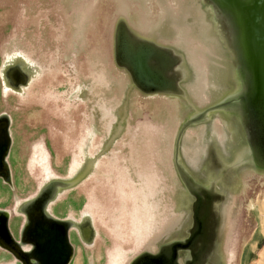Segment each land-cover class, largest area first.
<instances>
[{
	"label": "water",
	"instance_id": "1",
	"mask_svg": "<svg viewBox=\"0 0 264 264\" xmlns=\"http://www.w3.org/2000/svg\"><path fill=\"white\" fill-rule=\"evenodd\" d=\"M103 1L111 5V10L104 12L108 14L106 20L111 18L113 22V58L126 81L117 85L106 75L107 84L97 89L100 114L83 126L73 158L81 151L78 145L85 137L84 160L74 175L42 181L35 194L22 200L10 164L14 143L11 118L0 115V180L12 189L1 187L15 195V210L23 219L20 228L15 226L13 209L0 207V248L9 256L6 263L74 264L79 251L83 264L91 263L90 255L99 237L95 227H99L102 241L112 235L104 234L92 215L97 208L85 211L88 213L77 221L56 215L54 204L60 193L95 172L116 180L109 187L110 209L116 197L122 196L119 186L126 185L120 180L121 174L125 180L132 175L136 186L147 182L148 175L158 191L157 198L167 206V223L148 237L144 248L127 264H230L233 251L227 246L231 210L246 189L247 177L264 178V0ZM82 3L76 22L87 26L89 11L92 14L96 7L87 0ZM80 33L84 38L83 31ZM21 60L20 67L2 75L4 87L23 91L40 73L36 64L31 65L33 61L29 64L24 56ZM193 72L198 75L195 81ZM132 96L148 98L153 120L146 119L144 125L160 129L162 147L156 148L157 168L152 167V158L148 159L149 149L133 146L132 137H128L131 148L111 147L120 134V124L126 120ZM109 107L117 111L114 117L106 118ZM32 115L40 120L42 111ZM173 122L177 127L174 138H170L167 124ZM55 124L62 129V123ZM97 133L101 140L92 145L88 139ZM35 147L42 149V143ZM103 155L109 157L103 159ZM135 162L139 168L133 167ZM110 165L115 174L103 169ZM92 200L90 205L95 207ZM99 206L104 209L103 203ZM114 212L111 217L98 216L109 219L107 223L113 226ZM81 226L89 228L93 238H83ZM73 233L84 244L79 251ZM106 240L111 247V237ZM243 257L244 251L241 263ZM105 258V264H109L107 253L96 263Z\"/></svg>",
	"mask_w": 264,
	"mask_h": 264
},
{
	"label": "rangeland",
	"instance_id": "2",
	"mask_svg": "<svg viewBox=\"0 0 264 264\" xmlns=\"http://www.w3.org/2000/svg\"><path fill=\"white\" fill-rule=\"evenodd\" d=\"M87 1L93 3L96 8L91 11L92 14L88 10L90 21L88 19L89 25L85 26L84 22H76L83 9L84 0H0V115L7 114L11 118L14 143L10 164L14 184L19 188L22 200L35 194L42 181L70 176L71 161L77 149V142L81 134L83 135V126H88L100 114L97 89L107 84L106 75L117 85L126 81L124 72L113 58V22L111 18L106 20L108 14L104 12L107 8L111 10V5L107 1L101 2L102 0ZM71 26L77 33L75 36H72ZM82 31L84 38H81ZM23 56L29 64L33 61L31 65L36 64L40 73L36 75L33 84L23 91L13 86L4 87L1 82L2 75L20 67ZM109 88L107 86L106 89ZM131 100L126 120L120 124V134L111 147L131 148L128 137H132L133 146L136 144L137 148L149 149L151 155L148 159L152 158V167L157 168L155 163L159 159V151L156 148L162 147V135L160 137L158 134L160 129H155L149 124L144 125L146 119L153 120L146 103L148 98L132 96ZM168 105L170 106V103ZM36 110L42 111L40 120L32 115ZM116 111L109 107L106 118L114 117ZM47 115H50V119ZM56 121L62 123L59 124L62 129L56 127ZM39 122L41 126L37 128ZM156 125L163 127L157 121ZM176 127L177 122L167 124L170 138L176 132ZM100 140L101 136L97 133L93 138H89L88 142L93 145ZM40 142L46 150V158L43 157L42 149L35 147ZM163 147L166 148L164 144ZM108 157L103 155V159ZM136 162L132 165L139 168ZM94 169L96 168H93V171ZM103 169L111 170L109 173L115 174L113 165ZM115 181L97 176L95 172L91 175L88 173L76 187L59 194L54 204L55 214L60 217H72L78 221L85 211L97 208L92 215L96 217L102 232L111 234L99 221L98 215L112 216V193L109 187L112 188L111 184ZM246 183L245 191L236 198V204L231 210L232 222L227 246L228 250L233 251L230 264H264V178L252 175L247 177ZM0 184V207L13 209V223L20 228L23 219L16 213L15 195L7 193L1 187L5 186L11 190L12 186L1 180ZM91 193H95L103 202L104 209L97 204L95 207L90 205L92 197L94 198ZM73 242L78 251L84 245L74 237V233ZM82 249L88 254L86 249ZM243 251L244 262L241 263ZM6 260H9V256L0 248V264H14L6 263ZM107 261L106 258L104 261L102 259L99 264H105Z\"/></svg>",
	"mask_w": 264,
	"mask_h": 264
},
{
	"label": "bare ground",
	"instance_id": "3",
	"mask_svg": "<svg viewBox=\"0 0 264 264\" xmlns=\"http://www.w3.org/2000/svg\"><path fill=\"white\" fill-rule=\"evenodd\" d=\"M197 76L198 75L193 72L194 81ZM85 145V137H82L78 145L81 151L78 152L72 160L70 168L71 175H74L75 169L77 166H80L84 160L82 154L84 153L83 149ZM91 154H93V152ZM44 156L47 157L45 151L43 157ZM58 156H60L59 153ZM102 175L106 176L105 173H102ZM124 177L125 176L121 174L120 180H123L126 184L124 186H119V192L122 196L116 197L114 204L111 207L112 212L116 210V212L113 213L115 216V224L112 226V224L110 225L106 221L109 219H103V216H99V219L106 223V226L112 233L110 237L111 244L113 245L111 247L106 245V239H110V237L103 238L102 236L101 238H103V241L99 239L101 231L99 230V227L96 226L95 229L99 234V237H96L95 239V248L93 249L94 254L90 255V264H97L96 262L106 253L110 256L109 264H127L132 256L144 248L146 241L149 240L148 237L167 223L166 218L169 216L168 211L166 210L167 206L161 201V197L159 199L157 198L156 192L158 191L155 192L151 185L152 181L148 179V175H145V180H147V182L139 186H136V182L133 180L132 175H129V180H125ZM94 203L99 207V203L103 202L92 200L91 204ZM87 213L88 212L85 214ZM110 220L112 221V219ZM262 225L264 233V204ZM104 248L107 252L103 250ZM82 256V251H79L74 260V264H77V261L79 262L78 264H83Z\"/></svg>",
	"mask_w": 264,
	"mask_h": 264
},
{
	"label": "flooded vegetation",
	"instance_id": "4",
	"mask_svg": "<svg viewBox=\"0 0 264 264\" xmlns=\"http://www.w3.org/2000/svg\"><path fill=\"white\" fill-rule=\"evenodd\" d=\"M19 233H20V230H19ZM19 233H18V235H19ZM79 233L81 234V236L83 238H88V237H92L93 238L91 230L89 228H84V227L81 226V227H79ZM19 264H21V263L19 262Z\"/></svg>",
	"mask_w": 264,
	"mask_h": 264
}]
</instances>
